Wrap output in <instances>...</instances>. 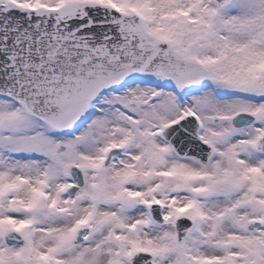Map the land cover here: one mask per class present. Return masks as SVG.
Listing matches in <instances>:
<instances>
[{
	"label": "snow or ice",
	"instance_id": "1",
	"mask_svg": "<svg viewBox=\"0 0 264 264\" xmlns=\"http://www.w3.org/2000/svg\"><path fill=\"white\" fill-rule=\"evenodd\" d=\"M0 264H264V0H0Z\"/></svg>",
	"mask_w": 264,
	"mask_h": 264
}]
</instances>
